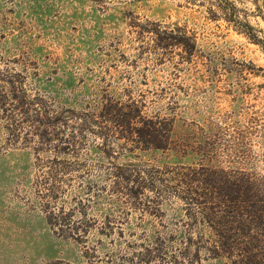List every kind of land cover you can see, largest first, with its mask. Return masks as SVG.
<instances>
[{"label": "rangeland", "instance_id": "374dc122", "mask_svg": "<svg viewBox=\"0 0 264 264\" xmlns=\"http://www.w3.org/2000/svg\"><path fill=\"white\" fill-rule=\"evenodd\" d=\"M229 1L256 40L209 0H0V264H264V0Z\"/></svg>", "mask_w": 264, "mask_h": 264}, {"label": "trees", "instance_id": "16d2710c", "mask_svg": "<svg viewBox=\"0 0 264 264\" xmlns=\"http://www.w3.org/2000/svg\"><path fill=\"white\" fill-rule=\"evenodd\" d=\"M209 3L212 5L217 6L221 13L226 17V19L230 22H234V25L236 29L248 35L250 38L255 39V36L253 34H250L247 29L251 28V26L248 23L243 22L242 20H239L237 18L236 12L237 9L234 6V4L229 1V0H209ZM189 39V38H187ZM187 39L184 37H176L173 36L171 41L167 43L168 47H173V46H178L181 47L183 53L182 57H189L192 52L191 50L187 47ZM104 110L110 111L112 110L108 108L107 105L104 106ZM125 121V120H124ZM138 125L135 126L133 129L137 133L138 141L140 143H143L147 147H152V148H161V149H166L168 148V145L170 143V129L167 128V123H163L162 120L156 119L152 120L149 119L148 121L144 120H137ZM231 185H223L227 186V189L230 191L228 196L230 194L236 193V197H233V201L238 200L237 202H242L245 199H240V194L244 193L246 191V188L242 185L241 181L239 180H232L231 182L227 180ZM219 189H222V186L219 187ZM238 229H241V227H238ZM218 248L221 249L222 251H228L231 248V243L229 242L228 238L224 239L223 241L220 240L218 244ZM257 253V252H256ZM255 253V254H256ZM252 254L251 252L249 255ZM251 255L247 258L246 261H244V264H251L252 260Z\"/></svg>", "mask_w": 264, "mask_h": 264}]
</instances>
